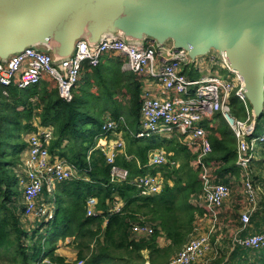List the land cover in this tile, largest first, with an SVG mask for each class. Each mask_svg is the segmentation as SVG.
Wrapping results in <instances>:
<instances>
[{"label":"trees","instance_id":"1","mask_svg":"<svg viewBox=\"0 0 264 264\" xmlns=\"http://www.w3.org/2000/svg\"><path fill=\"white\" fill-rule=\"evenodd\" d=\"M101 61L97 65L83 64L87 80L94 78L98 94L89 88H74L71 101L64 100L52 80L19 89L9 87V95L0 94V264H57L65 257L55 254L59 242L73 238L77 258L85 264H166L194 235L197 216L204 209L194 203L203 190L199 170L192 166L197 154L182 142L181 135L171 138L136 137L140 129V99L142 83L132 73L119 68L102 74ZM126 88L130 106L119 111L115 90ZM112 109L114 110L112 112ZM107 110L123 133L125 149L116 158L119 167L129 171L125 181H112L111 165L96 145L102 134ZM250 106L234 104L233 117L245 120ZM219 123L208 129L211 151L205 161L218 164V181L229 183L228 175L239 177L236 164L238 141L225 118L217 115ZM54 130L50 151L65 158L80 177L64 182L57 200V212L46 231L39 236L29 233L15 199L18 179L14 167L20 163L27 146L24 135L36 130L34 119ZM163 148L170 163L154 167L148 164L152 150ZM264 151V146L262 147ZM162 174L163 189L153 195H142L130 181L137 176ZM253 176L256 178L255 169ZM232 186V185H231ZM233 189V188H232ZM97 199L96 214H88V200ZM117 201L121 210L114 211ZM148 223L150 236H137L136 224ZM165 237L169 243L159 244ZM147 252V257L145 253ZM210 254V253H209ZM208 254V256H209ZM49 261L42 262L44 257ZM207 256V257H208ZM203 259L201 262L207 259ZM41 260V261H40ZM39 261L41 263H39ZM218 264H264V248L252 250L235 246L229 260L223 257Z\"/></svg>","mask_w":264,"mask_h":264},{"label":"built area","instance_id":"2","mask_svg":"<svg viewBox=\"0 0 264 264\" xmlns=\"http://www.w3.org/2000/svg\"><path fill=\"white\" fill-rule=\"evenodd\" d=\"M109 52L120 56L123 69L134 73L142 83L152 80L161 87V95L142 90L141 126L135 134L136 137L171 138L179 134L187 148L197 154L192 166L199 170L203 190L196 201L204 209V213L195 222L194 235L166 264H199L214 249L212 237L222 224L221 209L233 192L230 183L218 181L215 172L218 164L215 161H205L206 155L211 151L207 125H213L218 114L223 115L237 137L236 164L240 171L246 204L240 217L242 226L236 230L232 246L239 245L252 250L264 248V227L260 232L240 234L252 225V216L260 200L261 187L253 176L252 162L258 156L257 147L264 146V132L255 134L258 119L254 116L253 108L248 111L245 120L232 116L231 111L236 99L247 108L250 107V101L244 92L242 76L215 55L199 56L192 61L189 51L184 48L159 45L151 39L127 41L114 34L103 36L94 45L80 40L72 56L58 62L46 49L29 47L10 58L0 59V94L8 96L11 86L24 89L42 81L52 80L58 87L60 96L66 101H71L74 88L82 76L83 64L88 62L97 65ZM204 58L210 66V72L199 77L190 76L186 68L199 66ZM217 65L220 69H227L229 74L224 76L218 70L213 72V67ZM35 126L36 130L29 135L27 146L17 166L24 193L22 215L49 222L54 218V207L40 202L41 195L45 191L53 194L57 184L79 178L80 175L65 158L50 151L49 147L54 139L53 128L40 123ZM112 133H119L118 124L109 119L104 122L101 135L108 136ZM125 145L121 135L115 139H100L96 145V149L99 148L104 153L108 164L111 165L112 181H125L129 178V171L116 163V158L123 152ZM170 162L173 161L169 160L163 148L154 149L149 154L150 166L158 167ZM229 176L236 177L231 173ZM130 182L140 189L142 195H153L163 189L164 178L162 174H147L137 176ZM96 203L95 197L88 200L89 215L96 214ZM121 207L122 204L116 202L113 208L118 212ZM202 220L210 222L208 230H202ZM133 231L150 236L153 228L148 223L136 224ZM57 264L85 262L65 261ZM144 264L151 263L146 261Z\"/></svg>","mask_w":264,"mask_h":264},{"label":"water","instance_id":"3","mask_svg":"<svg viewBox=\"0 0 264 264\" xmlns=\"http://www.w3.org/2000/svg\"><path fill=\"white\" fill-rule=\"evenodd\" d=\"M114 34L215 55L240 74L259 119L264 112V0H0V59L29 47L55 61L77 43Z\"/></svg>","mask_w":264,"mask_h":264},{"label":"crops","instance_id":"4","mask_svg":"<svg viewBox=\"0 0 264 264\" xmlns=\"http://www.w3.org/2000/svg\"><path fill=\"white\" fill-rule=\"evenodd\" d=\"M104 56L105 57L102 59V62H101L102 74H108L110 71H113V70L119 68V64L122 63V58L115 53L109 52V53H106ZM205 59L206 58H204L202 63L197 67L188 66L186 68V72L187 73L189 72L188 74L190 76H193V77H199L200 75L208 74L210 72L208 70V67H210V66H209V64L206 63ZM122 66H123V64H122ZM122 66L120 68L121 69L120 71H122L124 73H128V71L124 70ZM215 67H217V66H215ZM86 76H87V70L84 69V71L82 72L81 79L77 85L78 87L76 88V90L79 91L80 87H84V88H89L92 92H94L95 94H98L100 92V89L96 86L94 78H90L87 80ZM144 81L145 80H143V82ZM145 82L144 83L141 82L143 91L147 90L150 93H152L153 95H161V87L155 81L149 80L148 82H146V83ZM115 92H116L115 93V99L117 100V105L121 106V104H122V106L119 108V111H125L127 109L126 107L130 106V102H129L130 95L127 93L125 87H123L121 89L118 88L117 90H115ZM113 111L114 110L112 109V112ZM110 113H111L110 110H107L106 120L113 119L111 117ZM218 115H220V114H218ZM137 117L139 119V124L141 126V113H140V115H137ZM34 121H35L34 125L40 123L39 122L40 120L38 118L34 119ZM218 123H219V118L216 115L214 124L213 125L209 124L210 126L207 125V131L209 128H211L213 126L215 127ZM31 133L32 132L28 133L27 135H24V139L26 141H27V139ZM118 135H121L123 137V133L121 131H119L118 134L112 133L108 136H110V138H112V139H115V138H117ZM162 138H164V137H162ZM262 147L263 146L259 147L258 156H256V158L252 162V166H254V169L256 172V178H257L256 183L258 186L261 187L260 200L258 203L257 210L253 213V216H252V225L248 228L247 231L241 232L240 233L241 235H244L247 233L260 232L262 230V228L264 227V151H262ZM22 155H23V152H22ZM22 155H21V157H22ZM21 157H20V160H21ZM17 166H18V164L13 169L14 172L16 173L18 183H19L18 193H16L15 199L17 201V204L21 208V217L23 218L24 216L22 215V208L24 205V193H23V186H21V183H20V176H19L20 174L18 173ZM261 178H263V179H261ZM229 183L232 185L233 192H232L231 197H229V199L225 202L224 206L221 209L220 220H221L222 224L218 227V229H220V231L218 233H215L213 236L216 238L213 240L214 241L217 240L216 248L223 245L224 247L226 246L227 249L229 250L228 256H223V258L225 260H229V258H231L232 252L234 251V247L232 246V240H233V237H234L236 230L242 226V222L240 220V217H241V213L244 210L245 205H246L244 197H243V193H242L240 173H239V177L237 176V177L230 179ZM63 185H65V183L57 184L53 194L48 192V191H45L40 197V202H45V203L51 204L54 207V215L57 212V207H58L57 200L59 199V197L61 195V188ZM234 188H237V190H235ZM193 200H194V203L196 205L199 204V202L197 204L196 198ZM117 202L123 205L122 202H120V201H117ZM259 205H260V207H259ZM31 217L33 218V219L32 218L31 219L34 220V222L28 226H25L26 230L28 232H32V233L35 232L36 236H39L40 233H43V232L45 233L46 226L44 225V222L33 217V216H31ZM199 218H200V215L197 216V220ZM209 224H210L209 221L202 220V227H201L202 230H208ZM194 226H195V224H194ZM136 235L137 236H145L143 234H136ZM72 241H73V238H67L65 241L60 240L59 247L55 250V254L65 257L67 261L76 260L77 250L75 249V243H73ZM168 243H169V241L165 237H161L159 239V244L161 246H165ZM145 256L146 257L148 256L147 252L145 253ZM221 257H222V255H221ZM205 261L206 260H204L203 263Z\"/></svg>","mask_w":264,"mask_h":264},{"label":"rangeland","instance_id":"5","mask_svg":"<svg viewBox=\"0 0 264 264\" xmlns=\"http://www.w3.org/2000/svg\"><path fill=\"white\" fill-rule=\"evenodd\" d=\"M220 60V59H219ZM216 70H218L221 74H223L224 76H227L228 74H229V71L227 70V69H220V68H218V65H217V67H213V72H215ZM189 73V72H188ZM204 73V72H203ZM241 104L242 105V102L240 101V100H238V99H236L235 100V102H234V104ZM251 106V105H250ZM262 132H264V112H263V114H262V116L258 119V128H257V131H256V135H260ZM163 136H161V138H162ZM144 139H146V138H144ZM261 147V146H260ZM259 148V146L257 147V149ZM253 169H254V166H253ZM261 175V174H260ZM263 175V174H262ZM261 179H263V178H261ZM18 185H19V183H18ZM235 190H237V188H234ZM231 197V196H230ZM259 207H260V205H259ZM32 217H23V222L25 223V226H28V225H30V224H32L33 222H34V220H32L31 219ZM220 231V229H218V231L216 232V233H218ZM29 233H32V232H29ZM42 234V233H41ZM43 234H44V232H43ZM214 236V235H213ZM213 239H216L215 237H213L212 238V243H213V245H214V250H213V252L207 257V259H206V261L203 263V262H201L200 264H218V260L220 259V257H221V255H222V257L223 256H228V249H227V247L225 246H223V245H221L220 247H218V248H216V246H217V240H213ZM41 261V260H40ZM39 261V263H41ZM44 261H49V258L48 257H44L43 259H42V262H44Z\"/></svg>","mask_w":264,"mask_h":264}]
</instances>
